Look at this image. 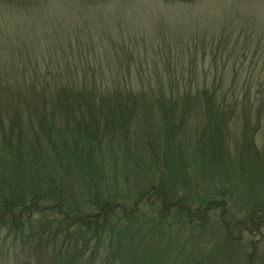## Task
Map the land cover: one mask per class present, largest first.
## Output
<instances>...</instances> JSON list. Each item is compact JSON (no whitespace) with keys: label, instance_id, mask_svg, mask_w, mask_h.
I'll use <instances>...</instances> for the list:
<instances>
[{"label":"trees","instance_id":"trees-1","mask_svg":"<svg viewBox=\"0 0 264 264\" xmlns=\"http://www.w3.org/2000/svg\"><path fill=\"white\" fill-rule=\"evenodd\" d=\"M37 1L22 8L30 13ZM40 1L49 7L43 26L0 39V51L24 64L39 47L34 79L43 88L33 102L16 80L8 103L0 98V262L264 264V196L251 183L264 185V146L243 134L231 150L237 103L227 113L228 100L217 94L226 83L196 85L194 96L190 82L184 92L173 81L135 92L121 64L115 74H94L88 54L78 52L84 32L71 66L61 4L73 12L94 6ZM14 2L0 7L18 10ZM15 107L22 119L19 110L1 113ZM108 151L132 165L134 190L111 184ZM212 179L218 187L203 189ZM241 180L250 184L245 191ZM238 188L242 200L233 197Z\"/></svg>","mask_w":264,"mask_h":264},{"label":"rangeland","instance_id":"rangeland-1","mask_svg":"<svg viewBox=\"0 0 264 264\" xmlns=\"http://www.w3.org/2000/svg\"><path fill=\"white\" fill-rule=\"evenodd\" d=\"M78 1H83L84 7L94 6V10L87 12L78 8L73 12L68 7L69 2L61 4L66 13L60 12V16L70 19L67 24L69 30L64 28L70 41L64 43L67 45V55H71L72 47L74 56L67 61L71 66L77 61L75 38L84 32L82 42L85 44L78 52L88 54V59L92 61L89 62L91 68L96 67L94 74L99 75L101 71L106 72V76L115 74L112 69L121 64L123 75L134 81L135 92L143 87L149 90L156 83L167 85L170 81L184 92L182 84L190 82L194 96L196 85L206 84L212 88L223 80L226 85L223 84L217 94L225 95L228 100L225 112L231 113L234 102L237 103V112H233L235 126L231 128V150L234 151L244 141L243 134H255L257 146H264V0ZM27 4L28 0H15L13 7H19L12 10L14 13L1 5L0 39L8 38L11 34L19 36L26 27L37 23L41 26L45 24L49 7L39 0L34 10L27 13L22 8ZM99 7L102 8L98 11ZM51 13L54 15V9H51ZM76 21L80 27L75 32L72 25ZM38 52L39 47L35 46L31 51L33 57L24 64L18 55L9 56L0 51V98H8L16 80L21 86L23 80L26 97L38 102L43 91V88L36 86L42 81L34 79L38 69L35 58L38 56L42 60ZM14 57L15 60H12ZM106 58L109 59L105 61ZM59 64L61 69L67 67L66 62L59 61ZM164 90H167V86H164ZM18 110L22 119L21 107L1 113L12 117ZM107 155L111 184H118L120 190L124 186L134 187L132 165L122 159L117 151H108ZM251 183L257 185L263 197L264 185L255 180ZM241 184L244 191L250 185L242 180ZM214 185L218 187L213 179L207 180L202 188H213ZM246 192L255 195L251 189ZM232 193L238 200L245 195L239 188L232 190ZM6 246H10V243Z\"/></svg>","mask_w":264,"mask_h":264}]
</instances>
